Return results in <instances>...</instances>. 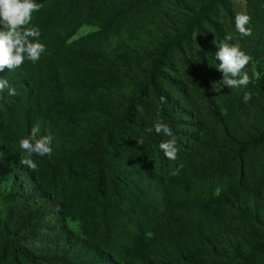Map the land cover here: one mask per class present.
<instances>
[{"label":"trees","instance_id":"trees-1","mask_svg":"<svg viewBox=\"0 0 264 264\" xmlns=\"http://www.w3.org/2000/svg\"><path fill=\"white\" fill-rule=\"evenodd\" d=\"M245 1L249 36L231 0H35L46 51L0 72V264H264V0ZM228 34L246 87L217 69Z\"/></svg>","mask_w":264,"mask_h":264},{"label":"clouds","instance_id":"clouds-1","mask_svg":"<svg viewBox=\"0 0 264 264\" xmlns=\"http://www.w3.org/2000/svg\"><path fill=\"white\" fill-rule=\"evenodd\" d=\"M43 7L42 4L36 3L35 0H0V72L15 71L20 68L25 60L36 63L42 53L46 51V46L40 42L39 37L41 32L38 27L29 26L31 24L33 13L39 12ZM251 22V17L244 12H237L235 15V27L241 36H249L252 30L246 27ZM232 40L230 34L225 36L223 42L219 44L214 40L213 43L217 45L218 51L215 53L216 59L219 61L217 69L223 73L222 83L230 89L246 87L251 78L247 72L244 71L246 66L251 61V57L241 50L240 45L230 44L228 41ZM253 74L258 78L259 74L253 70ZM5 90L9 95H15V88L9 86L6 78L0 77V94ZM251 92H245L243 101L245 103L252 99ZM165 101L164 97H161ZM170 137V139L163 140L159 144V148L163 151L166 158L169 160H176L178 155L177 140L172 128L157 119L153 126L148 129L149 132ZM40 131L39 125L31 129V134L25 138L20 139L19 148L24 155L20 159V164L35 171L37 163L33 160V156L40 157L51 156L53 152L52 137L38 136ZM143 145V139L138 141ZM219 194V190H217ZM69 226L71 220L69 218ZM151 236V233H147Z\"/></svg>","mask_w":264,"mask_h":264},{"label":"rangeland","instance_id":"rangeland-1","mask_svg":"<svg viewBox=\"0 0 264 264\" xmlns=\"http://www.w3.org/2000/svg\"><path fill=\"white\" fill-rule=\"evenodd\" d=\"M231 3H232V9L235 13L244 12L245 14H247V3L245 0H231ZM95 29H96L95 27L85 26L76 34L74 38H79L80 36L85 35L91 31H94ZM194 54L196 56L197 53L194 51ZM254 66L255 68L253 69L255 70L256 73H261L262 69H264V68H258L256 65Z\"/></svg>","mask_w":264,"mask_h":264}]
</instances>
